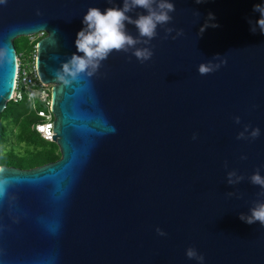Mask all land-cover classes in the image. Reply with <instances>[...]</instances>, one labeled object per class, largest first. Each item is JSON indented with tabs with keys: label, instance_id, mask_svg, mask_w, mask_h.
<instances>
[{
	"label": "water",
	"instance_id": "obj_1",
	"mask_svg": "<svg viewBox=\"0 0 264 264\" xmlns=\"http://www.w3.org/2000/svg\"><path fill=\"white\" fill-rule=\"evenodd\" d=\"M173 2L166 27L183 36L163 39L158 27L149 61L114 51L92 77L70 85L55 72L83 55L75 40L84 15L113 5L0 4V113L15 85L14 40L44 31L35 62L52 85L51 137L60 153L27 169L0 165V264H198L189 247L204 264H264V226L239 218L264 200L249 180L257 169L264 176V34L250 31L254 4L264 0ZM209 13L218 27L201 33ZM217 54L227 64L200 75L199 64ZM245 125L260 136L237 139ZM232 170L244 177L235 185L227 183Z\"/></svg>",
	"mask_w": 264,
	"mask_h": 264
},
{
	"label": "clouds",
	"instance_id": "obj_2",
	"mask_svg": "<svg viewBox=\"0 0 264 264\" xmlns=\"http://www.w3.org/2000/svg\"><path fill=\"white\" fill-rule=\"evenodd\" d=\"M196 2L200 3L202 0H196ZM3 3H7V0H0V4ZM108 3L113 6L103 12L98 7H89L84 15L82 20L84 27L77 33L75 40L77 51L83 55L72 54L55 72L56 79L65 85H70L81 74L92 77L101 68L102 62L107 60L114 51L131 53L141 63L149 61L154 54L151 41L159 35L158 27L164 30L163 39H168L171 36V39L175 40L184 35L183 29L166 27L173 20L171 14L176 11L173 0H122V7L117 6L115 0H108ZM137 9H143L146 14L137 12ZM253 11L259 13V18L255 21V26L250 27V31L255 33L258 27L260 33L264 34V3L254 4ZM133 12H135L136 18L129 15ZM214 19V15L209 13L208 20L201 28V33L207 27H218L217 24L210 23ZM248 23L251 25L252 21L249 19ZM126 25H134L138 35L130 34ZM173 32H175L174 36L171 35ZM5 54V50L0 49V59ZM226 64V57L217 54L212 60L199 64L198 73L208 75ZM234 119L237 124L240 123L239 116ZM250 128V125H245L243 131L238 133L237 139L254 140L260 136L258 127L251 128L249 131ZM193 139H196L195 135ZM241 159H247V157L242 156ZM225 167H227V162ZM243 179L244 177L238 175L235 170L227 173L229 185L238 184ZM249 180L253 185L262 189L258 195L264 196V176L260 174L259 169L249 177ZM228 195L232 196L234 193H228ZM249 213L247 215L241 213L240 220L249 225L259 222L261 226H264V200L256 201ZM156 231L161 236L166 235L159 228ZM185 254L187 258L196 260L198 264H204L205 257L198 253L194 247L187 248Z\"/></svg>",
	"mask_w": 264,
	"mask_h": 264
},
{
	"label": "trees",
	"instance_id": "obj_3",
	"mask_svg": "<svg viewBox=\"0 0 264 264\" xmlns=\"http://www.w3.org/2000/svg\"><path fill=\"white\" fill-rule=\"evenodd\" d=\"M26 39L27 47L21 50L17 38L14 40L16 52L23 59L33 58L36 42ZM37 120L30 104L25 99L9 100L0 113V165L15 166L23 169L40 166L60 157L55 142L44 140L32 128Z\"/></svg>",
	"mask_w": 264,
	"mask_h": 264
},
{
	"label": "built area",
	"instance_id": "obj_4",
	"mask_svg": "<svg viewBox=\"0 0 264 264\" xmlns=\"http://www.w3.org/2000/svg\"><path fill=\"white\" fill-rule=\"evenodd\" d=\"M44 31H40L29 36L30 40L43 36ZM36 46V45H35ZM36 49L33 58L23 59L17 57V72L15 77V85L12 95L9 100L20 101L25 99L30 104V107L36 116L37 120L32 124V128L49 142H55L52 137V121L54 116L51 111V84L43 83L38 76L36 66ZM43 129V131H42Z\"/></svg>",
	"mask_w": 264,
	"mask_h": 264
},
{
	"label": "rangeland",
	"instance_id": "obj_5",
	"mask_svg": "<svg viewBox=\"0 0 264 264\" xmlns=\"http://www.w3.org/2000/svg\"><path fill=\"white\" fill-rule=\"evenodd\" d=\"M27 38H28L27 36H21V37L17 38V42H18V45H19L21 50H25L26 49V47H27L26 39Z\"/></svg>",
	"mask_w": 264,
	"mask_h": 264
},
{
	"label": "snow or ice",
	"instance_id": "obj_6",
	"mask_svg": "<svg viewBox=\"0 0 264 264\" xmlns=\"http://www.w3.org/2000/svg\"><path fill=\"white\" fill-rule=\"evenodd\" d=\"M42 131H43V129H42Z\"/></svg>",
	"mask_w": 264,
	"mask_h": 264
}]
</instances>
